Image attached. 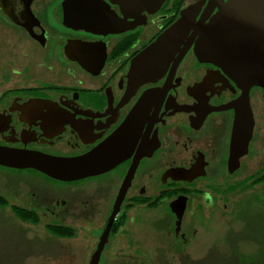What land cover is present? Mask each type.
I'll use <instances>...</instances> for the list:
<instances>
[{
  "label": "flooded vegetation",
  "instance_id": "flooded-vegetation-1",
  "mask_svg": "<svg viewBox=\"0 0 264 264\" xmlns=\"http://www.w3.org/2000/svg\"><path fill=\"white\" fill-rule=\"evenodd\" d=\"M227 1L7 0L10 15L0 0V149L79 157L123 128L126 150L74 180L0 163L16 230L80 238L89 264L114 216L98 264H264L248 234L264 209V88L231 76L225 47L199 53ZM184 12L191 24L148 51Z\"/></svg>",
  "mask_w": 264,
  "mask_h": 264
},
{
  "label": "water",
  "instance_id": "water-1",
  "mask_svg": "<svg viewBox=\"0 0 264 264\" xmlns=\"http://www.w3.org/2000/svg\"><path fill=\"white\" fill-rule=\"evenodd\" d=\"M2 2L3 8L9 13L7 0ZM174 24L172 32L170 29L164 33L158 43L148 51L157 50L183 24H191L190 13L184 12ZM209 28L217 30L211 33L212 35L204 37V39L209 37V40L207 42L205 39L202 42L199 53L212 56L211 47L217 51L216 53L219 47H225V51L229 54L226 56V62L235 70L231 76L247 89L252 85L264 88V0H228ZM121 134L123 128L117 135L91 152L72 158L0 149V163L15 167L31 166L58 179L74 180L105 172L124 159L126 150L118 146ZM113 217L111 216L89 264L99 263L100 253L108 240Z\"/></svg>",
  "mask_w": 264,
  "mask_h": 264
},
{
  "label": "rangeland",
  "instance_id": "rangeland-1",
  "mask_svg": "<svg viewBox=\"0 0 264 264\" xmlns=\"http://www.w3.org/2000/svg\"><path fill=\"white\" fill-rule=\"evenodd\" d=\"M2 46L8 47V44L3 43ZM250 220L251 227L248 229L250 230L248 234L264 241V209L253 212ZM12 223L11 215L0 212V264H84L78 259L85 246V242L80 241V238L57 241L48 239L45 232L38 230H33L29 234L16 230ZM214 234L218 236L217 232ZM224 235L226 234L221 236ZM51 236L56 238L52 234ZM146 236V245L149 246L154 240L155 234L148 231ZM149 251L151 250L149 249ZM203 253L204 249L199 251L197 256L203 255ZM213 256L218 257L215 259L209 255L208 260L198 264H236L233 259H226L222 255L213 254Z\"/></svg>",
  "mask_w": 264,
  "mask_h": 264
},
{
  "label": "trees",
  "instance_id": "trees-1",
  "mask_svg": "<svg viewBox=\"0 0 264 264\" xmlns=\"http://www.w3.org/2000/svg\"><path fill=\"white\" fill-rule=\"evenodd\" d=\"M35 221V220H34ZM53 230V231H52ZM51 231L56 234V235H62V236H73L74 235V232H70L69 230H59V229H51Z\"/></svg>",
  "mask_w": 264,
  "mask_h": 264
}]
</instances>
